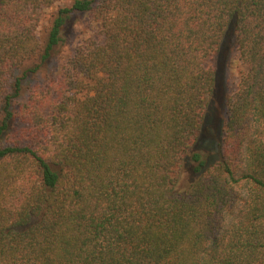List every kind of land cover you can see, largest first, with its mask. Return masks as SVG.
I'll return each instance as SVG.
<instances>
[{"label":"trees","instance_id":"trees-1","mask_svg":"<svg viewBox=\"0 0 264 264\" xmlns=\"http://www.w3.org/2000/svg\"><path fill=\"white\" fill-rule=\"evenodd\" d=\"M62 1L0 0V264H264V0H72L43 41Z\"/></svg>","mask_w":264,"mask_h":264},{"label":"rangeland","instance_id":"rangeland-1","mask_svg":"<svg viewBox=\"0 0 264 264\" xmlns=\"http://www.w3.org/2000/svg\"><path fill=\"white\" fill-rule=\"evenodd\" d=\"M72 0L62 1L50 10L43 13L41 22L38 27L40 38L44 41L48 35L52 20L59 8L69 6ZM89 19L81 17L73 19L65 32V44L58 49L57 61L65 60L72 54L75 45L83 37V32L87 30ZM211 65H216L218 69V92L215 113L208 119L201 142L198 149L208 155L209 160H213L218 154V144L221 141L222 123L225 118V107L228 98L234 94L240 84L241 78L245 75L246 69L241 61L235 41L230 35L224 43L220 55ZM54 65L50 66L43 72L45 77L54 69ZM53 68V69H52ZM52 69V70H51ZM51 70V71H50ZM194 178L192 166L188 167L187 172L183 175L181 185L188 184Z\"/></svg>","mask_w":264,"mask_h":264}]
</instances>
